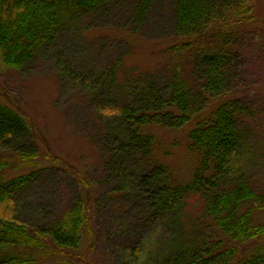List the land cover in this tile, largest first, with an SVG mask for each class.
<instances>
[{
	"label": "rangeland",
	"instance_id": "obj_1",
	"mask_svg": "<svg viewBox=\"0 0 264 264\" xmlns=\"http://www.w3.org/2000/svg\"><path fill=\"white\" fill-rule=\"evenodd\" d=\"M135 1L112 0L71 18L53 42L20 70L4 66L0 58V102L25 115L30 125L22 138L0 147L1 158L8 159L2 169L4 180L32 174L15 197L17 216L29 227L59 221L82 196L80 176L89 193V225L79 255L61 257L50 249L34 264H120L126 250L142 244L147 252L140 264H150L157 245L163 253L177 247L181 228L197 239L207 231L208 219L197 199L176 213L153 209L152 195L141 193L136 180L138 156L119 168V155L112 153L125 137L117 135L124 126L111 110L129 102L126 90L136 79L160 80L173 68V55L164 44L173 38L169 25L175 0L152 3L141 27L134 23ZM255 3L262 23L248 26L235 41L237 71L243 78L234 82L238 98L253 111L239 121L243 171L253 188L264 190V0ZM189 130V126L146 128L155 138L153 159L178 183L190 181L197 162L188 149ZM25 149L35 154L26 163L17 157ZM253 218L264 223L260 212L255 211ZM149 246H155L150 254ZM250 246L241 245L240 252Z\"/></svg>",
	"mask_w": 264,
	"mask_h": 264
},
{
	"label": "trees",
	"instance_id": "obj_2",
	"mask_svg": "<svg viewBox=\"0 0 264 264\" xmlns=\"http://www.w3.org/2000/svg\"><path fill=\"white\" fill-rule=\"evenodd\" d=\"M110 1L0 0L1 62L22 69L53 42L63 24ZM155 1L134 2L135 25H146ZM170 8L173 38L164 49L173 55V68L161 81L136 79L126 90L129 102L111 110L125 128L117 132L125 140L112 153L119 155V168L138 156L136 180L141 193L152 195L153 209L176 213L197 199L209 225L201 239L189 237L193 233L181 228L177 247L163 253L157 245L156 259L150 264H264V223L253 218L255 211L264 215V190L253 188L243 171L239 121L253 111L237 96L243 75L237 71L235 47L248 26H258L263 17L255 14V0H175ZM149 126L190 127L188 149L197 162L189 182L178 183L167 167L153 159L155 138L146 131ZM29 127L25 115L0 102V147L22 138ZM34 155L32 149H25L17 157L26 163ZM7 160L0 156V264H34L50 249L61 257L79 255L89 225L86 181L80 176L82 196L59 221L29 227L17 216L15 197L32 174L4 180ZM87 234L91 237V230ZM250 244L248 251L240 252L241 245ZM155 246H149L148 254ZM126 251L120 264H140L147 247L142 244Z\"/></svg>",
	"mask_w": 264,
	"mask_h": 264
}]
</instances>
